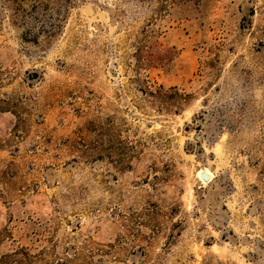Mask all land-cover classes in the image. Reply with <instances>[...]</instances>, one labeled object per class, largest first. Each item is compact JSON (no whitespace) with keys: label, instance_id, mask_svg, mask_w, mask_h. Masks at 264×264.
I'll use <instances>...</instances> for the list:
<instances>
[{"label":"rangeland","instance_id":"obj_1","mask_svg":"<svg viewBox=\"0 0 264 264\" xmlns=\"http://www.w3.org/2000/svg\"><path fill=\"white\" fill-rule=\"evenodd\" d=\"M0 264H264V0H0Z\"/></svg>","mask_w":264,"mask_h":264},{"label":"trees","instance_id":"obj_2","mask_svg":"<svg viewBox=\"0 0 264 264\" xmlns=\"http://www.w3.org/2000/svg\"><path fill=\"white\" fill-rule=\"evenodd\" d=\"M65 2H68V0H65ZM51 29L48 32V36L47 37H53V35L55 34L56 30L59 28V25L57 24V26H54V24H51Z\"/></svg>","mask_w":264,"mask_h":264},{"label":"water","instance_id":"obj_3","mask_svg":"<svg viewBox=\"0 0 264 264\" xmlns=\"http://www.w3.org/2000/svg\"><path fill=\"white\" fill-rule=\"evenodd\" d=\"M201 178H203L204 180H208L209 179V176H208V174H206L205 172H203L201 174Z\"/></svg>","mask_w":264,"mask_h":264}]
</instances>
